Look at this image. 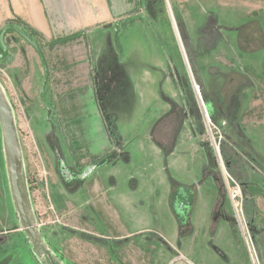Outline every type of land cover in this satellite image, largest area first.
<instances>
[{
  "label": "rangeland",
  "instance_id": "1",
  "mask_svg": "<svg viewBox=\"0 0 264 264\" xmlns=\"http://www.w3.org/2000/svg\"><path fill=\"white\" fill-rule=\"evenodd\" d=\"M137 1L103 44L93 33L77 92L43 90L29 60L15 81L11 49L0 60L40 234L63 264H251L246 239L264 264V0ZM20 225L0 128V231ZM6 249L0 264L48 263L30 242Z\"/></svg>",
  "mask_w": 264,
  "mask_h": 264
},
{
  "label": "crops",
  "instance_id": "2",
  "mask_svg": "<svg viewBox=\"0 0 264 264\" xmlns=\"http://www.w3.org/2000/svg\"><path fill=\"white\" fill-rule=\"evenodd\" d=\"M137 2V0H0V34L7 26H17L21 30L27 29L45 57L49 74L47 81L50 82L52 91L70 94L77 92V89L87 87L88 82H91L92 67L90 65L94 59V52L90 51V45L94 44L93 33H98L95 43L103 44L102 32L108 30L109 25L121 22ZM13 33L16 32H9L5 41L9 48L8 56L10 49L12 50L8 68L14 80H18L19 74L26 75L25 68L28 60L40 66V70L45 75L43 60L38 52L30 43L17 38ZM104 43L107 44V41ZM99 55L96 59L102 60ZM20 56L24 61L22 64L16 62ZM61 79H64L63 82L60 81ZM65 98L72 103L76 102V99H71V95ZM78 139L83 140L84 144L85 139L82 134L78 136ZM89 145L91 152L106 149L96 142ZM88 166L86 165V168ZM223 231V228L219 231L221 241ZM19 233L15 237L13 232L0 231V248H5L3 252L8 250L6 248L9 245H15L18 241L28 244L24 232L21 230ZM225 244L233 248L231 239ZM220 253L223 255V252ZM227 257L228 255L224 254V258L228 259ZM182 264L185 263L182 262ZM202 264L205 263L202 262Z\"/></svg>",
  "mask_w": 264,
  "mask_h": 264
},
{
  "label": "water",
  "instance_id": "3",
  "mask_svg": "<svg viewBox=\"0 0 264 264\" xmlns=\"http://www.w3.org/2000/svg\"><path fill=\"white\" fill-rule=\"evenodd\" d=\"M119 22L115 23V26ZM9 32L18 33L27 43H30L31 46L38 52V55L43 60V64L45 68V78L42 82L43 90L47 85V80L49 78L48 74V66L45 60L44 55L42 54V50L37 42H35L34 38L27 35L20 27L17 26H7L3 29L0 34V46L2 48V52L0 53V60H3L8 57L9 48L6 44L5 37ZM181 44V41H179ZM184 54V52H183ZM184 60L186 65L187 63L186 55L184 54ZM208 130H211L208 123ZM0 128L2 134V143L4 156L6 161V168L9 179V186L11 195L13 197V202L15 204V208L20 220V229L24 232L26 238L32 245L34 251L38 254L42 252L48 254L50 257L51 264H55L56 256L53 252L50 251V248L46 246V243L40 234V228L36 226L37 221L34 212V207L32 204V198L30 195V188L28 187V179L26 174V164L24 159V153L22 148V143L19 135L16 114L13 108V105L10 101L6 88L0 81ZM213 144L215 145V150L218 156L219 161L220 153L216 148V143L213 139H211ZM105 162V159L99 160V162L93 163L89 165L80 175H78L79 179H86L90 176L94 170H96L100 165ZM66 169V167H64ZM55 257V258H54Z\"/></svg>",
  "mask_w": 264,
  "mask_h": 264
},
{
  "label": "built area",
  "instance_id": "4",
  "mask_svg": "<svg viewBox=\"0 0 264 264\" xmlns=\"http://www.w3.org/2000/svg\"><path fill=\"white\" fill-rule=\"evenodd\" d=\"M226 182L228 184V189H229V195L232 201V205L235 209L236 212V218H238V220L240 221V223H242L241 221V216L244 213V200H243V194H242V187L239 183H237L236 181H234V179L231 178V176L227 173L225 175ZM41 225L43 224H36L37 227H41ZM252 242L250 241V239L247 240V250H248V254L250 257V261L251 264H260V260L258 257V253L254 247L253 244H251Z\"/></svg>",
  "mask_w": 264,
  "mask_h": 264
},
{
  "label": "flooded vegetation",
  "instance_id": "5",
  "mask_svg": "<svg viewBox=\"0 0 264 264\" xmlns=\"http://www.w3.org/2000/svg\"><path fill=\"white\" fill-rule=\"evenodd\" d=\"M182 197H184L183 195H182ZM179 203L180 204H182L183 206H182V209H185V204L187 205V203H188V200H186L185 198H183L182 200H180L179 201ZM33 204V203H32ZM2 225H3V223H2ZM10 232H18V231H21V229L20 228H13V229H10L9 230ZM29 242V241H28ZM48 247L50 248V251L51 252H53L54 253V251H52L53 249L51 248V245L50 244H48ZM33 253H34V256H37V255H41L42 257H44V260H46V262H48L47 264H51L52 262L50 261V257L48 256V254H46V253H44V252H42V254H38V253H36L34 250H33ZM54 255L56 256V259L55 260H57L58 259V257H57V255L54 253ZM40 257V256H39ZM55 258V257H54Z\"/></svg>",
  "mask_w": 264,
  "mask_h": 264
},
{
  "label": "trees",
  "instance_id": "6",
  "mask_svg": "<svg viewBox=\"0 0 264 264\" xmlns=\"http://www.w3.org/2000/svg\"><path fill=\"white\" fill-rule=\"evenodd\" d=\"M24 30V32L25 33H29L28 31H27V29H23ZM55 264H63L60 260H59V258L57 259V260H55ZM41 264H45V263H43V262H41Z\"/></svg>",
  "mask_w": 264,
  "mask_h": 264
},
{
  "label": "bare ground",
  "instance_id": "7",
  "mask_svg": "<svg viewBox=\"0 0 264 264\" xmlns=\"http://www.w3.org/2000/svg\"><path fill=\"white\" fill-rule=\"evenodd\" d=\"M180 41V40H179ZM197 89V88H196ZM197 90H199V89H197ZM216 148H217V150L219 151V147H218V144L216 143ZM220 152V151H219ZM241 225H242V223H241ZM243 227V226H242Z\"/></svg>",
  "mask_w": 264,
  "mask_h": 264
}]
</instances>
